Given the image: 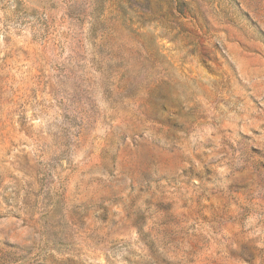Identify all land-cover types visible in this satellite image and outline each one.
I'll return each mask as SVG.
<instances>
[{"label": "rangeland", "instance_id": "rangeland-1", "mask_svg": "<svg viewBox=\"0 0 264 264\" xmlns=\"http://www.w3.org/2000/svg\"><path fill=\"white\" fill-rule=\"evenodd\" d=\"M0 264H264V0H0Z\"/></svg>", "mask_w": 264, "mask_h": 264}]
</instances>
